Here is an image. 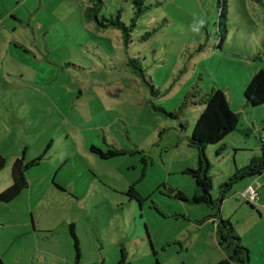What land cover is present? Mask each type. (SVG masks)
I'll use <instances>...</instances> for the list:
<instances>
[{
	"label": "rangeland",
	"instance_id": "1",
	"mask_svg": "<svg viewBox=\"0 0 264 264\" xmlns=\"http://www.w3.org/2000/svg\"><path fill=\"white\" fill-rule=\"evenodd\" d=\"M107 1L109 16L121 4ZM87 6L0 0V193L13 184L18 158L43 156L26 173L29 188L0 203L2 264H76L71 226L80 264H117L123 252L128 264L221 259L216 210L193 201L196 182L186 172L197 168L189 142L216 89L239 123L206 149L211 196L222 199L221 217L250 264H264V174L223 191L262 155L264 105H249L244 93L264 71V0H229L223 41L218 0H147L128 44L118 30L86 22ZM122 10L131 25L133 6ZM92 147L119 154L103 159ZM251 184L254 207L242 197Z\"/></svg>",
	"mask_w": 264,
	"mask_h": 264
},
{
	"label": "trees",
	"instance_id": "2",
	"mask_svg": "<svg viewBox=\"0 0 264 264\" xmlns=\"http://www.w3.org/2000/svg\"><path fill=\"white\" fill-rule=\"evenodd\" d=\"M87 1L88 6L84 12L85 21L94 23L98 30H118L121 33L125 44H128L131 41L133 27L136 25L137 19L144 14V11L147 8V0H117L121 5L115 7V13L110 12V15L107 16L106 13L104 14L107 8V0ZM129 3L134 9V18L132 19L131 25H127L122 19V9L125 7V4ZM218 5L221 9L219 25L223 41L227 34L226 21L228 17L229 0H218ZM244 95L249 105L253 107L264 105L263 70L254 74ZM202 104H204L205 108L197 119L189 142V146L198 151V164L196 169H189L186 171L196 182V192L193 196V201L195 203L205 204L216 210L215 214L212 216L214 219L219 218L216 236L219 246L226 254V259L219 264H250L249 249L242 245L241 238L238 236L234 225L230 221H224L221 217L222 199L216 202L211 196L212 180L208 174L210 163L206 155V149L209 145L222 142L226 137L236 131L239 118L237 114L231 111L226 96L220 89L211 91L207 97L204 98ZM92 151L103 159H109V157H114L119 154L118 151L108 150L104 152L95 149L94 147H92ZM261 151L262 155L260 157L253 158L248 166L238 169L230 181L224 184V192L228 191L243 179L264 174V142L262 143ZM44 152L46 153L47 149H45ZM42 159L43 156H40L37 159L27 162L25 157H23L18 158L15 161L12 172L13 184L0 193V203L12 202L23 191L29 188V180L26 173L31 167L38 165ZM5 165L6 158L0 154V172ZM128 193L132 197L139 199L136 197V190L133 187L130 188ZM179 193L182 198H186L183 193ZM250 205L254 207L252 203H250ZM70 228L75 240L76 264H79L81 259V247L75 234L74 226H71ZM0 264H2L1 261ZM118 264H128L124 252Z\"/></svg>",
	"mask_w": 264,
	"mask_h": 264
},
{
	"label": "crops",
	"instance_id": "3",
	"mask_svg": "<svg viewBox=\"0 0 264 264\" xmlns=\"http://www.w3.org/2000/svg\"><path fill=\"white\" fill-rule=\"evenodd\" d=\"M264 176V175H263ZM95 179H93V181H94ZM256 181H259V180H256ZM254 182V181H253ZM82 185H83V191L84 192H86V193H88V192H90L91 191V187H93V184L89 181V183H88V185H86V183H85V181H83L82 183H81ZM81 184H80V186H81ZM250 186H252V184L251 185H249L248 187H250ZM255 186V185H254ZM259 189H260V186H259ZM130 190V189H129ZM257 191H259V190H257ZM136 195H137V192H136ZM140 200H141V197H138ZM253 205H254V203H253ZM224 253V252H223ZM157 252H155V255H156V257H157ZM82 255V254H81ZM122 255H123V253H122ZM126 255V254H125ZM225 253L222 255V257H221V259H215V258H211V261L210 262H208V264H219L223 259H224V257H225ZM82 257V256H81ZM128 258V256L126 255V259ZM120 259L121 258H119L118 259V261L117 262H119L120 261ZM81 260V259H80ZM105 262V261H104ZM104 262L102 263V264H104ZM80 264V263H79ZM118 264V263H117Z\"/></svg>",
	"mask_w": 264,
	"mask_h": 264
},
{
	"label": "built area",
	"instance_id": "4",
	"mask_svg": "<svg viewBox=\"0 0 264 264\" xmlns=\"http://www.w3.org/2000/svg\"><path fill=\"white\" fill-rule=\"evenodd\" d=\"M256 195H257L256 188L254 186H250L242 194V197L246 198L248 202L252 203V201L255 200Z\"/></svg>",
	"mask_w": 264,
	"mask_h": 264
},
{
	"label": "clouds",
	"instance_id": "5",
	"mask_svg": "<svg viewBox=\"0 0 264 264\" xmlns=\"http://www.w3.org/2000/svg\"><path fill=\"white\" fill-rule=\"evenodd\" d=\"M207 23L206 19H203L201 18L199 21H198V27L196 29H194V31L196 32H199V30L201 28H203L205 26V24Z\"/></svg>",
	"mask_w": 264,
	"mask_h": 264
}]
</instances>
